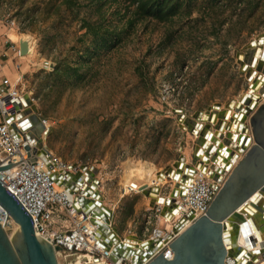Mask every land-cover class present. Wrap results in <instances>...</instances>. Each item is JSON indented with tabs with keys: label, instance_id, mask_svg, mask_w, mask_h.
Returning a JSON list of instances; mask_svg holds the SVG:
<instances>
[{
	"label": "rangeland",
	"instance_id": "obj_1",
	"mask_svg": "<svg viewBox=\"0 0 264 264\" xmlns=\"http://www.w3.org/2000/svg\"><path fill=\"white\" fill-rule=\"evenodd\" d=\"M146 1L140 9L134 0H0L3 69L13 84L20 78L19 94L45 122L44 148L90 169L119 239L139 242L149 236L151 200L125 194L140 184L126 183L125 163L150 166L155 180L147 185L175 190V181L157 175L193 165L202 132L194 136L192 122L219 107L214 131L228 103L248 91L237 55L264 36V0ZM22 35L33 47L20 58L11 41ZM64 257L57 263L70 264Z\"/></svg>",
	"mask_w": 264,
	"mask_h": 264
},
{
	"label": "built area",
	"instance_id": "obj_2",
	"mask_svg": "<svg viewBox=\"0 0 264 264\" xmlns=\"http://www.w3.org/2000/svg\"><path fill=\"white\" fill-rule=\"evenodd\" d=\"M15 53L17 57H23L20 45ZM7 60V55L0 53V168H3L0 184L33 218L36 234L58 248L57 253L64 258H72L70 264H132V257H124V251L134 250L133 246L138 247L137 250L143 249V243H147L145 247L150 258L161 253L165 260H171L174 240L185 226L206 214L217 192L221 176L216 170V162L207 157V161L197 159L193 165H188L195 169V173L187 182L185 193L173 194L171 191L166 195L162 187L159 188L158 194L164 196L166 203L153 201L145 211L147 240L139 245L136 242L139 240L133 236L119 239L111 225V211V216L105 215L94 206L97 199L89 190L93 181L91 170L64 162L44 148L45 131L42 136L34 127L27 130L21 127L23 117L29 119L30 116L22 107L23 103L17 100L20 94L16 84L20 79L13 84L2 73ZM15 67L18 71L20 65ZM43 69L49 70L50 63L45 62ZM83 178L85 189L84 186L81 188ZM139 190H142L139 194L143 195L144 192L155 191V186L148 185ZM85 191L89 193L85 194ZM134 191L133 187L127 190L124 187L125 194ZM0 226L7 232L14 226L1 205ZM133 243L135 245H131ZM239 249H231L225 264H244L236 263L232 257ZM259 251L257 256L249 251L246 264H264V247Z\"/></svg>",
	"mask_w": 264,
	"mask_h": 264
},
{
	"label": "water",
	"instance_id": "obj_3",
	"mask_svg": "<svg viewBox=\"0 0 264 264\" xmlns=\"http://www.w3.org/2000/svg\"><path fill=\"white\" fill-rule=\"evenodd\" d=\"M250 47L253 50L248 51L247 55L240 54L238 60L242 61V58L245 60V64L241 67V72L249 69L247 79L248 81L254 80V82L250 84L248 92L235 103V111L239 115V118H236V115H234L231 125L234 124L236 119L240 120L243 118L242 120H244L246 116H249L250 124L244 125L240 123L238 130L247 131L252 127V138L255 140V145L246 153L243 161L234 169L219 192L214 195L206 214L196 219L188 229L181 232L174 240L171 245L173 250V258L171 260H165L161 253L150 258L147 253V247H145L147 244L143 243L141 245L143 249L137 251L126 249L124 251V257H132V264H225L226 256H230L231 249L235 247H228L231 243L229 231L236 225L235 222L231 224L232 219L228 218V214H231L235 210H243L249 216H252L259 211V217L264 221V202L261 206L254 208L259 201L264 200V103H261L264 100V36L257 39L255 43L251 42ZM20 52L21 55H26L28 50L26 47L20 45ZM27 102L29 103L28 99ZM232 106L233 103L231 102L226 112L223 113V120L216 134L217 139L213 141L214 144L209 148L207 155L212 153L215 146H219L218 137L221 133L220 130L224 126L226 116L229 114L230 107ZM176 112L178 111L176 110ZM29 116V120L38 122L39 131H42L44 125L36 114L33 113ZM200 117L201 114H197L196 120ZM181 118H184V116L182 115ZM211 118L212 116H207V120L211 121ZM200 128L201 126L195 125L192 132L196 133L198 130L200 131ZM46 131L48 132V130ZM208 134L209 132L206 133L207 137ZM229 137L233 140L234 135ZM252 138L241 134L237 143L238 151L243 153ZM206 145L207 141L205 140L202 143L201 149H204ZM201 149L195 152V161L198 159ZM223 151L224 149L218 150L215 162L219 163V158L222 157ZM231 155L232 153H230V159L226 162L224 168L226 171L231 167L230 161L235 158V155ZM178 167L181 169V165ZM1 170L3 168H0ZM186 171H188L187 174H183V184L176 186L174 194H177L178 190H184L185 184L195 173V169L189 167H186ZM172 174L173 172L170 175ZM164 176L170 178L168 173L159 174V178ZM173 177L175 178L176 174ZM214 180L217 181L218 178H214ZM85 188L86 186H84ZM89 190L91 191V189ZM88 193L89 191H85V194ZM152 193L154 192L146 193V197H152ZM95 194H93V197L99 199L100 195L98 193ZM0 205L6 210L9 218L17 225L16 230L10 236L0 226V264H58L56 253L59 249L53 247L48 240L36 234L33 218H30L17 200L1 184ZM94 206L98 208L100 204L96 202ZM106 211L107 209H100V212L105 215L107 214ZM233 217L239 223V229L235 228L232 232L234 236L236 234L239 236L240 233L244 237L249 235L248 223L258 236H260L261 232H264V227L258 229L251 217L248 220L238 214H233ZM260 245V248H263L264 241ZM252 254L257 256L258 253L252 252ZM232 257L236 263L242 262V252L238 251Z\"/></svg>",
	"mask_w": 264,
	"mask_h": 264
},
{
	"label": "bare ground",
	"instance_id": "obj_4",
	"mask_svg": "<svg viewBox=\"0 0 264 264\" xmlns=\"http://www.w3.org/2000/svg\"><path fill=\"white\" fill-rule=\"evenodd\" d=\"M9 37L10 36H8V39H9ZM10 40V39H9ZM11 41V40H10ZM12 43H17V44H19V45H21L22 47H26L27 48V50H28V53H30L31 51H32V47H33V42H32V38L31 37H29V36H27V35H22L21 36V38H20V41L19 42H13V41H11ZM254 43L256 42V40L255 41H253ZM253 53V52H252ZM27 55V54H26ZM240 55V54H239ZM239 55H237V58H238V56ZM244 59L242 58V61H243ZM239 61V60H238ZM240 62V61H239ZM245 64V60H244V62H241V67L243 66ZM245 72V74H246V78H248V76H249V69L248 70H246V71H244ZM20 79V78H19ZM18 80V79H17ZM249 82H251V83H253L254 82V80H249ZM248 92V91H247ZM247 92H245V93H247ZM244 93V94H245ZM243 94V95H244ZM255 94H257V93H255ZM243 95H241L240 97H239V99L237 100V101H239L240 100V98L243 96ZM27 99L28 98H26V97H24V96H22V95H20L19 97H17V100H18V102H20L21 104H22V107L23 108H25V112L26 113H29V108L27 109V106H31V102H30V100H29V103H30V105H28L29 103L27 102ZM20 100H22V102L20 101ZM237 101H230L229 103H228V105L232 102L233 103V106L232 107H230V110H229V114L226 116V119H225V124H224V126L222 127V129L220 130L221 132H223V130L224 129H226V131H228L229 132V136H231V135H234V138H233V140L231 141L232 142V145L233 146H235V151H237L238 153H241V154H244V156H243V158L240 160H238L237 161V159H238V155H237V153L236 152H232V155H235V158L232 160V161H230V164H231V167L226 171V170H224V168H225V166H226V162H228L229 161V159H230V156H229V158H227V161H225V159H224V163H221V161H220V163H218V166H217V171H219L220 169H221V171H219V173H220V185H219V187H218V189H217V192H219V190L223 187V185L225 184V182H226V180L228 179V177L232 174V172L234 171V169L239 165V163L241 162V161H243V159L245 158V155H246V153H248V151L255 145V140L252 138L253 137V128L251 127V129H248L247 131H243V130H238V126H239V124L240 123H243L244 125H245V123L243 122V118H241L240 120L239 119H236L235 120V122H234V124H232L231 125V120H232V118H233V116L234 115H236V118L238 117L239 118V115H237V112L235 111V103L237 102ZM263 101L264 100H262V102L261 103H263ZM216 108V109H215ZM219 107H214L213 108V111L211 112V113H209V114H202L201 113V117L198 119V120H196V118H195V120L196 121H193L192 122V126H191V129H190V132L193 134V135H200V132H202V134H201V136L204 138V139H202V141L199 143L200 145H199V147H197L196 148V150H195V152L196 151H198L199 149H201V146H202V143L203 142H205V140L207 141V145H206V147L204 148V149H206V152H205V157H209L208 155H207V152L209 151V148H211L212 146H213V144H214V140L215 139H217V137H216V134H217V130H218V127L220 126V123L218 124V126L214 129V131H215V133H214V131L213 130H210L209 129V127H210V124L211 123H213L215 120H216V118H217V116H218V113H219ZM254 113V112H253ZM253 113H251V115H253ZM29 115H30V113H29ZM208 115H210V116H212V118H211V121H209V119L207 120V116ZM197 116V115H196ZM206 116V117H205ZM22 121V123H21V127L23 128V130H27L28 129V127H31L32 126V124H33V126L32 127H34V129H36L38 132V134H41L42 136H43V132L45 131V130H47V127L45 126V122H44V126H43V129H42V131L40 130L39 131V127H38V122L37 121H35V120H29V119H27V118H24L23 117V119L21 120ZM20 121V122H21ZM42 122V121H41ZM32 123V124H31ZM43 123V122H42ZM201 123H207V125H202ZM228 123H230V124H228ZM248 123L250 124V118L248 119ZM195 125H198V126H201V128H200V131L198 130V132H196V133H193L192 131H193V128H194V126ZM204 126V127H203ZM203 127V128H202ZM228 129V130H227ZM47 132V131H46ZM207 132H209V134H208V137L206 136V133ZM231 132V133H230ZM211 134V135H210ZM241 134H244L245 135V137H251L252 139H251V141H250V143H249V145L247 146V147H245V150L243 151V153L242 152H239L238 150H239V148L237 147V143H238V139H239V136L241 135ZM209 135H210V137H209ZM220 135H221V133H220ZM220 135H219V137H218V139L220 138ZM205 136H206V139H205ZM219 142V141H218ZM216 147L217 146H215L214 147V149H213V151H215V149H216ZM212 151V152H213ZM203 152H204V150L203 149H201L200 150V154H199V156H198V159H200V156H202V154H203ZM224 154H226V151L224 150V152H223ZM231 155V156H232ZM203 157V156H202ZM205 157H203L202 159H201V161H205ZM208 159V158H207ZM236 161H237V163H236ZM178 166V165H177ZM186 167H187V165H185V164H182L181 165V169H179L178 168V170H169L168 171V174H169V176H170V179H172L173 181H175L174 183L176 184L175 186H177V185H181V184H183V174H187V172L188 171H186V172H184L185 171V169H186ZM220 168V169H219ZM181 170H183V172H181ZM231 171V174L227 177V179L226 180H224V176H226L229 172ZM173 172V174L172 175H170L171 173ZM211 173V172H210ZM210 173L208 174V176L210 175ZM124 174H125V181H126V183H131L133 180H135V181H137V182H140V184H137V185H130L129 187H133L134 188V193H136V194H139L142 190H139L140 188H142V187H144V186H148L147 184L148 183H150L151 181H154L155 180V172H154V170L150 167V166H148V165H144V164H142V163H134V162H132V161H128V162H126L125 163V167H124ZM159 174V173H158ZM176 174V177L174 178L173 176ZM165 178H166V176H164V177H162V178H159V176L157 175V179H159V181H163V180H165ZM85 178H83V181H81V188H83V186L85 185V183H86V181L84 180ZM88 179V180H87ZM86 180L87 181H89V178H86ZM223 180H224V182H223ZM99 185V182L98 181H92V183H90V186H91V192L93 193V194H95L94 192H96V193H98L97 192V190H96V187ZM129 185V184H128ZM186 185H187V183L185 184V187H184V190H178L177 191V194H182V193H185V189H186ZM154 186V185H153ZM161 186H163V185H156L155 186V192L154 193H152V197H150V200H153L154 202H158L159 204H165L166 203V199L164 198V196H162V195H159L158 194V192H159V188L161 187ZM126 188V190L128 189V187H125ZM163 188V187H162ZM78 190H79V187H78ZM216 192V193H217ZM146 193H148V192H144V193H142V194H144V195H146ZM96 195V194H95ZM159 196H162L164 199H162V198H160ZM97 201V204H100V207H99V211H100V209H104V210H106L107 208L106 207H104L103 205H102V202H101V197L99 196V199H97L96 200ZM264 202V200H261V201H259L258 203H257V205L256 206H254V208H257V207H259V206H261V204ZM168 203H169V200H168ZM110 210L109 209H107V214L108 215H110L111 216V214H110V212H109ZM177 213V210L175 211V214ZM233 214H235V215H240V216H242V217H244L246 220H248V218L249 217H251L252 219H253V221L255 222V225L258 227V229L259 228H262V227H264V221L263 220H261L260 219V217H259V215H260V213H259V211H257L256 213H254L252 216H249L247 213H245L243 210H241V211H239V210H235V211H233V212H231V214H228V218L230 217L231 219H232V221H231V224H233L234 222H235V227H233L230 231H229V239H230V245L228 246L229 248H231L232 246H235V247H237V248H239L240 247V249H239V251L240 252H242V262L244 263V264H246L247 263V258H246V256H248V252L249 251H251V252H253V253H259V249H260V244L264 241V232H261V234H260V236H258L257 235V233L255 232V231H253L252 230V228H251V226H250V224L248 223V227H249V235H247L246 237H244L241 233H240V235L238 236L237 234L234 236L233 235V231H234V229L236 228V229H239V227H238V221H235L234 219V217H233ZM167 220H169V218H167ZM13 222V221H12ZM195 222V221H194ZM14 223V222H13ZM230 224V225H231ZM14 225H15V227H14V229L13 230H11L12 232H11V234L16 230V228H17V225L14 223ZM190 225H192V223L191 224H189V225H187V226H185L184 227V230H182L181 232H183V231H185L186 229H188L189 227H190ZM109 229H111V227L109 228ZM264 231V230H263ZM180 232V233H181ZM137 242V241H136ZM139 245L141 244V242H137ZM147 244V243H146ZM131 245H135L134 243L133 244H131ZM133 248H134V250H132V251H135V250H137L138 249V247H136V246H133ZM57 256H61V254L60 253H57Z\"/></svg>",
	"mask_w": 264,
	"mask_h": 264
},
{
	"label": "crops",
	"instance_id": "obj_5",
	"mask_svg": "<svg viewBox=\"0 0 264 264\" xmlns=\"http://www.w3.org/2000/svg\"><path fill=\"white\" fill-rule=\"evenodd\" d=\"M2 73L3 74H5V72H4V69H3V71H2ZM14 76H16L17 77V75H16V73H15V75ZM15 77V78H16ZM28 107L29 106H27V109H28ZM212 112V111H211ZM210 112V113H211ZM204 114V113H203ZM216 121V120H215ZM215 121L213 122V123H211V124H214L215 123ZM32 124V123H31ZM202 125H205V124H207V123H201ZM210 124V125H211ZM32 126H33V124H32ZM31 126V127H32ZM204 127V126H203ZM202 127V128H203ZM28 128H30V127H28ZM225 132H226V129H224L223 130V132H221V135H220V138L218 139L219 140V146L218 147H216V149H215V151H213L210 155H208L209 157H210V159H211V161H213V162H215V159H216V157H217V152H218V150H221V149H224L225 151H226V154H224L223 152H222V157H220L219 158V160L221 161V163H224V157H226V159H225V161H227V158H229V156H230V153H232L233 152V150L231 151V146H232V148H233V145H231V139H230V137H229V139L227 140V141H225L224 142V144H226V146H224V144H221V139H226L225 137H226V135L228 134V136H229V132L227 131V133H226V135H225ZM214 133H215V131H214ZM231 133V132H230ZM194 136H198V135H194ZM202 139H204L203 137H202ZM202 139H201V141H202ZM229 146V147H228ZM235 149V148H234ZM204 150V152H203V154H202V156L203 157H205V152H206V149H203ZM195 155V154H194ZM238 155V154H237ZM202 156H200V159H198V160H201L203 157ZM205 159V161H207L208 159H207V157H205L204 158ZM240 159V156L238 155V159H237V161ZM220 161H219V163H220ZM237 161H236V163H237ZM220 163V164H221ZM216 166H218L217 164V162L216 163H214ZM180 165H182V163L180 164ZM180 165H178V166H180ZM186 165V164H185ZM179 168V167H178ZM182 172H183V170H181ZM185 172V171H184ZM183 172V173H184ZM174 182V181H173ZM176 190V189H175ZM175 190H173L172 192H173V194H174V191ZM156 191V190H155ZM155 191H151V192H155ZM148 193H150V192H148ZM150 199V198H149ZM152 202H153V200H151L150 201V204H152Z\"/></svg>",
	"mask_w": 264,
	"mask_h": 264
},
{
	"label": "trees",
	"instance_id": "obj_6",
	"mask_svg": "<svg viewBox=\"0 0 264 264\" xmlns=\"http://www.w3.org/2000/svg\"><path fill=\"white\" fill-rule=\"evenodd\" d=\"M138 3V8L140 9H144L147 7V1L146 0H134ZM159 14H161L162 12H160V10L157 11Z\"/></svg>",
	"mask_w": 264,
	"mask_h": 264
}]
</instances>
